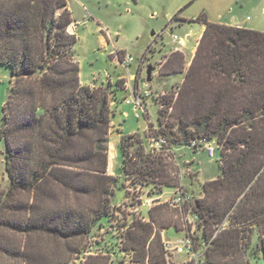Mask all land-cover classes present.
I'll list each match as a JSON object with an SVG mask.
<instances>
[{
    "label": "trees",
    "instance_id": "trees-1",
    "mask_svg": "<svg viewBox=\"0 0 264 264\" xmlns=\"http://www.w3.org/2000/svg\"><path fill=\"white\" fill-rule=\"evenodd\" d=\"M198 19L205 29L188 67L177 49L160 68L184 74L164 95L158 126L149 125L147 136L165 143L150 152L138 133L121 134L123 175L157 192L182 187L173 148L214 140L221 174L182 209L194 218L197 248L210 241L207 260L249 264L264 258V31ZM72 22L68 0H0V66L12 74L0 127L8 178L0 254L9 262L0 264H68L113 214L118 178L108 172L109 134L125 80L81 82ZM175 213L153 205L150 221L127 229L122 249L139 264H167L162 229L185 230ZM81 264L114 263L103 252L85 254Z\"/></svg>",
    "mask_w": 264,
    "mask_h": 264
},
{
    "label": "rangeland",
    "instance_id": "rangeland-1",
    "mask_svg": "<svg viewBox=\"0 0 264 264\" xmlns=\"http://www.w3.org/2000/svg\"><path fill=\"white\" fill-rule=\"evenodd\" d=\"M261 4H264V0H68L74 22V28L70 29L71 23L68 31L77 37L74 54L80 66V80L83 84L101 85L108 83L110 77L112 82H116L122 74L137 75L138 66L143 61L139 82L143 88L145 80L147 81V69L152 66L151 80L147 81V88L150 91L145 105L147 114L142 109L136 111L134 103L126 102L128 92L118 90V96L122 101L113 106L114 114L111 119L114 126L109 134V165L118 178L114 204L111 208L113 214L110 221L105 222L84 241L83 245L87 248L85 254L109 253L114 264L128 260L126 252L119 249L127 219L131 221L136 215H141L139 211L143 208L141 202L147 196L145 192L151 190L157 192V188L154 190L151 186L141 188L140 185L133 183L131 178L123 175L120 136L138 133L146 150L151 152L147 136L150 134L149 125L152 123L155 128L158 126L159 103L165 98L164 95L178 90L184 76L182 73L173 75L160 73V66L165 61L166 54L178 46L179 50L184 51L186 68L188 67L191 49L203 25L198 19L202 15L210 21L220 19L222 16L228 18L232 15L229 10L231 8L234 10L233 15L238 18H248L249 26L253 25L257 30L264 29V9L261 8ZM173 34L184 40L186 43L184 47L173 40ZM118 49L123 50L117 52L120 59L124 60L125 55H131L134 61L124 62L114 57ZM156 68L159 69L158 72H155ZM11 78V70L0 66V127L2 107L8 95ZM168 115L169 113L165 119ZM173 154L175 164L180 169L182 190L190 195L187 203L189 206L192 198L199 197L202 193L203 182L220 174V150L216 147V155L210 157L204 148L194 150L191 146L181 145L173 148ZM7 185L3 142L0 138V191ZM139 187L142 189L141 192ZM174 190L175 188L167 187L164 194H170ZM139 195L143 198L140 199ZM136 207L138 213L134 212ZM172 208L176 210L174 217L180 222L181 227L187 229L188 224H191V231L194 234L193 216L185 214L181 207ZM144 212L148 215V208L145 207ZM164 235L170 242H176L182 237V233L175 228L167 229ZM84 256L74 255L68 264H81ZM0 262H9V259L0 254ZM170 262L192 264L184 254H172ZM249 264H264V258L261 255L252 257Z\"/></svg>",
    "mask_w": 264,
    "mask_h": 264
},
{
    "label": "built area",
    "instance_id": "built-area-1",
    "mask_svg": "<svg viewBox=\"0 0 264 264\" xmlns=\"http://www.w3.org/2000/svg\"><path fill=\"white\" fill-rule=\"evenodd\" d=\"M173 40H176L181 46L184 45V40L182 38H180L178 35L173 34L172 35ZM127 61H134L133 57L131 55L126 56L124 58V62ZM161 68V66H160ZM159 69L156 68L155 72H158ZM125 89L128 92V96L125 97V100L127 103H134L135 104V109L136 111H138L139 109H142V111L147 114V110H146V102L145 100L150 96V91L149 89L146 88H139L138 86H133V84L131 83V77L129 79V81H125ZM160 108L163 107L162 102L159 103ZM137 117H139V114L137 113ZM148 141H149V145H150V150L152 152H155L157 150H159L163 144L165 143V140L163 138H155V137H148ZM193 146L197 147V148H204L208 155L210 157H214L215 156V152H216V147H218L217 143L214 140H208L206 138L200 139V140H194L192 143ZM141 187V186H140ZM139 187V192L142 191V187ZM147 193V194H146ZM153 192L147 191L144 194L147 195L144 199V201L141 202V206H144L146 204H150V199L149 196H151ZM144 195V196H145ZM163 195L161 194L160 196H158V198L156 200L160 201L159 203H167L172 207L175 208H182L185 204H187L190 200V195H188L186 192H184L182 190V187H176L175 190L173 192H171L169 195L165 196V198H163ZM139 198L142 199L143 197L139 195ZM152 207V206H151ZM134 212L138 213V208L136 207V209H134ZM139 213H141L140 216L136 215L131 221H129L127 219L126 225H125V232L127 231V229L130 227V225L132 224V222L136 219H140L142 221H150L149 219H147L145 217V215L142 214V210L139 211ZM185 231V235L184 237H182L181 239H179L178 241H176L173 245H169L167 242L163 241L164 244V248L166 250V259H167V264H171L170 262V257L172 254H181V255H186L188 260L192 263V264H216L215 262L211 261V260H207L205 258V251L206 249L210 246V241L205 242L204 245V249L202 251H200L197 246L196 243L193 239V233L191 230H184ZM125 232H123V240L121 239V244L119 249L123 250L122 247L124 245V241H125ZM163 240V239H162ZM125 251V250H124ZM127 256L129 257L128 260L122 262L121 264H139V262L135 261L133 259V257L131 256V254L128 251H125ZM147 264V263H146Z\"/></svg>",
    "mask_w": 264,
    "mask_h": 264
},
{
    "label": "crops",
    "instance_id": "crops-1",
    "mask_svg": "<svg viewBox=\"0 0 264 264\" xmlns=\"http://www.w3.org/2000/svg\"><path fill=\"white\" fill-rule=\"evenodd\" d=\"M231 1H236V0H231ZM262 5V9H264V4H261ZM229 10H231L230 12H231V14L232 15H230L228 18H223V16L220 18V19H213V20H211V21H213V22H218V23H221V24H226V25H231V26H239V27H244V28H251V29H254L253 27V25L252 26H249V24H248V18H246V19H244V18H238L236 15H233V9H229ZM209 20V19H208ZM71 25H73L74 26V22H72V24ZM204 29H205V25L203 24L202 25V27H201V30H200V33H199V35L197 36V39H196V42H195V44H194V46L192 47V49H191V52H190V61H191V59H192V57H193V55H194V53H195V50H196V46H197V44H198V42H199V39H200V37H201V35H202V33H203V31H204ZM257 30V29H256ZM261 31H264V29H262ZM188 38H190V36H188ZM186 43L184 42V45H185ZM184 45H183V47H184ZM177 49H179V47L178 46H175L172 50H177ZM181 49H183V48H181ZM171 50V51H172ZM118 51H123V50H116V56H114V57H116V58H118L119 60H122V59H120L119 58V56H118ZM170 51V52H171ZM183 51V50H182ZM170 52L168 53V54H166L167 56L170 54ZM184 52V51H183ZM122 61H124V60H122ZM142 63H143V61H142ZM142 63H140V65L138 66V72H137V75H135V74H129V76H126L125 74H122V75H120L119 77H118V79L119 78H123L125 81H129V79H130V77H131V83L133 84V82H134V84H135V86H138L139 88H141L140 87V84H139V82H140V74H141V71H142V67H143V64ZM138 73H139V76H138ZM138 77H139V79H138ZM133 78V79H132ZM109 81H111L112 82V78L110 77V79H109ZM147 87V81L145 80V82H144V87L143 88H146ZM143 88H141V89H143ZM125 89V88H124ZM125 91L127 92V90L125 89ZM111 125H112V127L114 126V124H112V122H111ZM121 137V136H120ZM194 150H197V149H199V148H193ZM215 155H216V152H215ZM109 161H110V155H109V151H108V172L110 173V174H114V172L113 171H111V169H110V165H109ZM220 174H221V172H220ZM220 174L218 175V176H220ZM217 176V177H218ZM217 177H215V178H217ZM215 178H211V179H215ZM211 179H209V180H211ZM165 188H167V187H163L162 188V190L160 191V192H153L152 194H151V196H149V201L151 202L149 205L148 204H146V205H144L143 206V208L141 209V210H143V215H145V217L147 218V219H149L150 220V214H149V211H150V208H151V206H153V205H155V204H158L160 201H158V200H156L157 198H158V196H160L161 194L163 195V196H167V195H169V194H164V189ZM168 188H175V187H168ZM203 196V190H202V193L199 195V197H202ZM148 208V215H146L145 214V212H144V208ZM169 228H174V227H169ZM169 228H165V229H163V231H162V239H163V241H165V242H167L170 246L171 245H173L175 242H170L169 240H167L166 238H165V235H164V233H165V231L167 230V229H169ZM177 230V229H176ZM177 231H179V232H181L182 233V237H184V235H185V231L184 230H177ZM181 237V238H182ZM180 238V239H181ZM257 238H258V235H257V233H254L253 234V236H252V242L253 243H255L256 241H257ZM179 240V239H178ZM177 240V241H178ZM179 255H181V254H179Z\"/></svg>",
    "mask_w": 264,
    "mask_h": 264
},
{
    "label": "water",
    "instance_id": "water-1",
    "mask_svg": "<svg viewBox=\"0 0 264 264\" xmlns=\"http://www.w3.org/2000/svg\"><path fill=\"white\" fill-rule=\"evenodd\" d=\"M151 72H152V66H149L147 69V81L151 80Z\"/></svg>",
    "mask_w": 264,
    "mask_h": 264
},
{
    "label": "bare ground",
    "instance_id": "bare-ground-1",
    "mask_svg": "<svg viewBox=\"0 0 264 264\" xmlns=\"http://www.w3.org/2000/svg\"><path fill=\"white\" fill-rule=\"evenodd\" d=\"M70 27H71V28H74V26H73V25H71Z\"/></svg>",
    "mask_w": 264,
    "mask_h": 264
}]
</instances>
